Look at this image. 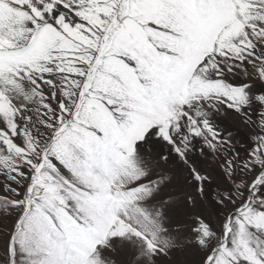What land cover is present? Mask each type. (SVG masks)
Wrapping results in <instances>:
<instances>
[{"label": "snow or ice", "instance_id": "snow-or-ice-1", "mask_svg": "<svg viewBox=\"0 0 264 264\" xmlns=\"http://www.w3.org/2000/svg\"><path fill=\"white\" fill-rule=\"evenodd\" d=\"M0 264H264V0H0Z\"/></svg>", "mask_w": 264, "mask_h": 264}]
</instances>
